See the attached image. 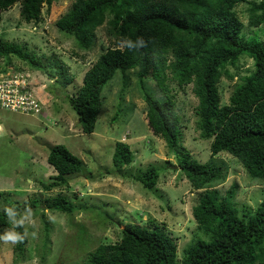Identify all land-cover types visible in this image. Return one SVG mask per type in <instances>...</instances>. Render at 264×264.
<instances>
[{
  "label": "trees",
  "instance_id": "trees-1",
  "mask_svg": "<svg viewBox=\"0 0 264 264\" xmlns=\"http://www.w3.org/2000/svg\"><path fill=\"white\" fill-rule=\"evenodd\" d=\"M52 1L0 0V11L19 2L21 18L37 25L43 21V6L48 11ZM240 2L249 4V26L264 25V0H72L66 12L55 20L59 30L72 35L80 48L88 49L94 30L107 19L115 45L102 48L67 101L81 131L90 134L95 129L105 85L120 72L121 96L131 77L136 78L143 90L148 127L164 139L177 166L197 190L191 215L199 230L183 249L181 259L175 238L163 227L127 224L121 228L118 240L102 242L81 261L64 264H264V199L254 209L243 207L238 212L234 206L237 184L224 192L214 187L227 174L223 165L213 159L222 151L236 158L249 176L264 182V38L245 37L244 24L235 10ZM10 55L26 61L62 87L73 81L69 67L55 55L36 57L24 45L0 38V58L9 63ZM243 55L252 59L253 69L240 76L225 103L219 83L223 76L233 79L227 66L235 65ZM145 80L153 82L159 98L145 91ZM171 83L180 88L192 85L197 98L194 114L198 136L210 139V160L205 163L193 158L184 147L178 150L182 141L181 116ZM133 156L126 140L115 141L114 170L124 173L122 169L133 162ZM46 161L55 170L51 176L54 181L38 183L47 191L60 185L68 187V178L81 172L83 165L62 144L49 148ZM158 174L152 164L133 177L152 190ZM38 202L53 211L73 210L72 202L61 193L30 198L23 204L24 209L32 210ZM20 205L14 201L0 210V235L11 223L5 210L22 211ZM15 228L24 239L13 249L22 251L25 233L21 225Z\"/></svg>",
  "mask_w": 264,
  "mask_h": 264
},
{
  "label": "rangeland",
  "instance_id": "rangeland-1",
  "mask_svg": "<svg viewBox=\"0 0 264 264\" xmlns=\"http://www.w3.org/2000/svg\"><path fill=\"white\" fill-rule=\"evenodd\" d=\"M71 1L53 0L48 11L44 5L43 21L37 25L21 18L19 2L0 11V38L24 45L36 57L55 55L69 67L68 72L73 76V81L62 87L40 70L28 66L26 61L9 56L10 65L32 75L33 88L43 101V108L36 114L0 110V210L14 201L22 208V211L14 210L18 214L10 218V227L4 234L16 232L15 222L23 220L21 226L26 238L22 251H15L12 242L0 240V264L79 262L98 244L118 240L121 228L127 224L163 227L175 238L181 259L183 249L199 234L191 215L197 190H193L185 173L177 166L174 153L164 139L154 135L148 127L143 90L138 87L136 78L131 77L121 96L120 72L105 85L95 129L90 134L81 131L77 115L67 101L102 48L115 45L107 19L94 30L88 49L80 48L72 35L59 30L54 22L66 12ZM248 8L247 2L235 7L244 24L242 32L246 38L259 35L263 39L264 25L258 28L248 25ZM227 69L234 77L223 76L219 83L225 103L240 76L253 69V61L243 55ZM170 87L181 116L182 141L178 150L184 147L193 158L205 163L210 160V139L198 136L194 114L197 98L192 85L180 88L171 83ZM145 91L160 97L156 86L148 80H145ZM123 138L134 156L133 162L122 169L124 173H119L113 168L112 154L115 141ZM54 144L64 145L83 165L81 172L68 178V187L60 185L47 191L38 181H54L51 176L55 170L46 161L49 148ZM213 159L227 170L225 180L214 183V187L224 192L233 183L238 186L234 195L238 212L243 207L254 209L264 199V182L249 176L236 158L222 151ZM152 164L159 174L156 186L149 190L133 175ZM58 193L72 202L70 213L42 208L39 202L32 210L24 209L23 204L30 198L56 197Z\"/></svg>",
  "mask_w": 264,
  "mask_h": 264
},
{
  "label": "built area",
  "instance_id": "built-area-1",
  "mask_svg": "<svg viewBox=\"0 0 264 264\" xmlns=\"http://www.w3.org/2000/svg\"><path fill=\"white\" fill-rule=\"evenodd\" d=\"M32 75L0 58V110L38 113L43 101L37 96Z\"/></svg>",
  "mask_w": 264,
  "mask_h": 264
},
{
  "label": "clouds",
  "instance_id": "clouds-1",
  "mask_svg": "<svg viewBox=\"0 0 264 264\" xmlns=\"http://www.w3.org/2000/svg\"><path fill=\"white\" fill-rule=\"evenodd\" d=\"M4 60V59H3ZM128 134V133H127ZM126 134V135H127ZM121 140H125V138L121 139ZM6 214L9 218H12L16 215V212L14 211V209L12 208H7L6 210ZM23 224V220H17L14 224V227L16 226H20ZM24 239V236L21 235L20 233L18 232H15V231H10V232H7L3 235H0V240H4V241H10L12 242L13 244L17 243V242H21L23 241Z\"/></svg>",
  "mask_w": 264,
  "mask_h": 264
}]
</instances>
